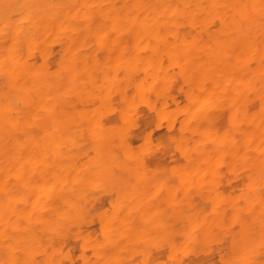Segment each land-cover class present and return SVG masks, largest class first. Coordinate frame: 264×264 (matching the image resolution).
Returning a JSON list of instances; mask_svg holds the SVG:
<instances>
[{
	"label": "bare ground",
	"instance_id": "bare-ground-1",
	"mask_svg": "<svg viewBox=\"0 0 264 264\" xmlns=\"http://www.w3.org/2000/svg\"><path fill=\"white\" fill-rule=\"evenodd\" d=\"M0 264H264V0H0Z\"/></svg>",
	"mask_w": 264,
	"mask_h": 264
},
{
	"label": "rangeland",
	"instance_id": "rangeland-1",
	"mask_svg": "<svg viewBox=\"0 0 264 264\" xmlns=\"http://www.w3.org/2000/svg\"><path fill=\"white\" fill-rule=\"evenodd\" d=\"M163 129H164V127H158L156 130H157L158 132H160V131H162ZM160 153H161V152H159V155H160ZM159 155H157V153H156V155H154V158H157V157H158V158H159V157L162 158L163 156L165 157V155H166V157L168 156L167 153H165L164 155L162 154V156H159ZM107 199H108V197L105 196V198L102 199V200H103L102 202L106 201Z\"/></svg>",
	"mask_w": 264,
	"mask_h": 264
}]
</instances>
